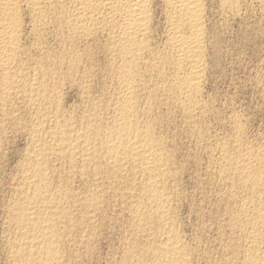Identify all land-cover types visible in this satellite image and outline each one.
Masks as SVG:
<instances>
[{
    "label": "bare ground",
    "instance_id": "1",
    "mask_svg": "<svg viewBox=\"0 0 264 264\" xmlns=\"http://www.w3.org/2000/svg\"><path fill=\"white\" fill-rule=\"evenodd\" d=\"M159 1L162 2L161 4L163 5V8H164V11L163 10L162 11L165 12V14L163 13V15H165V19H166L165 20L166 21L165 26H167V31L165 33L166 34V42L164 43L162 41L164 45L161 44L163 47V48H160L161 50L158 49L161 46L158 47L157 43H156L157 45L154 44V46H153L151 44L152 41L150 42V40L152 39L151 35H152V30H153L152 29V20L154 19L153 15H155L154 14L155 12L153 11L154 0H0V84H1V90L3 91L2 95H0V96H2V97H0V98H2L0 100V102L2 101V103H3L4 101L9 100L11 98H14V97L18 96L19 94H21L22 100H26L29 103L27 105H31L33 107H36L37 113L38 112L40 113L39 114L40 116L37 114L38 118H41V116L43 117V119L40 121L45 120L44 122L49 124V127L46 124L47 128H43V127H40L42 124L43 125L45 124L44 122H42L41 125H38V126L36 125L37 126L36 129L33 128L34 129V131H33L34 136L31 137V135H30V137H31V139L34 137V140H32L33 141L32 146L34 145V148H33L34 150H30L31 152L33 151L32 154L30 153L31 156H30V159L28 161V162H30V164H28L30 166H29V168L27 166H25V169L27 168L26 169L27 171H25L26 176L24 175V180H23L24 186L22 184L23 187H25V186L27 187V189L23 188L24 189L23 192L26 193V191H28V194L27 195L25 194L26 196L24 195L23 199L21 198L19 200L17 198V203L16 202L14 203V204H16L14 206V209L10 210V212H9L8 217L11 220V221L9 220V224H11L10 222H12L15 225V227L12 226L13 224L11 225V227L16 228V230H17L14 238L12 237L13 234H11L12 235L11 237L13 239L12 240L10 239L11 240V242L9 241L10 245H7L8 248H9V246L11 248V249L9 248V250H11V252H9V253H11L10 258H12V260H11L12 264H75V262H77V261H76V259L75 260L73 259L74 258L73 254H74V256L76 254L78 255L79 250L75 251V252H77L75 254V252L73 250V246H72V244H70L72 242L71 240H73L74 238L73 239L71 237L67 238L68 241H69V239H71L70 243H67V240H65V237H67V236L69 237L71 235L70 233L78 225V224L76 225V223H75V222H77V221H75L76 219L73 218V215H75V213L72 212L73 209H75L73 206L79 205L80 209L82 210L83 214L85 215V217H84V220H85L87 217L86 215H90L88 210H90L91 208H95V210H97L96 208H98L97 207L99 205L98 203H99V201L101 202L100 197L103 196L101 193L105 192V190L106 191L109 190V188H111V190H112L113 187L116 190H118L117 187L118 186L120 187L121 185L122 186L124 185L123 186V187H125L124 189L127 190V193L125 192L126 190L124 191L126 193L125 197H126V199H129L127 202V200H125V198H124L125 202H127L126 207L128 209V210H126V213H130V215H131V217H129V218H131V227H130V224H129V227L131 228L130 231L132 232V235H139V234L145 235V234H147V232H148V234H150L149 232L155 233V235L152 234V235H154L152 238V241L149 240L148 242H146V241H144L145 243L143 242V240L147 239L149 236L151 238L152 237L151 235L147 234L148 235V236L146 235L147 238L144 236L145 237L144 239L143 238L141 239L140 236L139 237L137 236L138 238L136 237V239L140 240L139 242H143V244H139L138 242L135 241L136 239L133 238V240L135 239L134 240L135 242L133 244H131L129 246H127L128 245L127 244L126 248H123L125 250L121 249L124 251V253L122 255L123 257H121L122 258V264H188L190 261V260H188V258L191 257V255L192 256L194 255V254L190 255V252H189L190 250L187 249V247L185 246L186 244L185 245L183 244V242L181 240L182 238H180L179 235L177 234V233H180L179 231L176 230V229H178V227H177L178 225L177 224H176L177 226L175 225L177 227L175 229L174 224L176 222L173 223V221H172L173 219H171V217H170V212H171L170 209L172 210L171 200H172V196H173L171 193V190L173 189V187H172L173 185L170 183V181L171 182L174 181L172 179L173 175L171 174L173 171L170 172V168H172V167L174 168V166H172V165L177 160H175V158H174L175 156H173L174 153H172V155H171L166 150H164L165 145H166L165 142H164L165 145L163 147V142H162L161 138H158V135L156 137L155 136L156 134L154 135V133H157V132H154L155 131L154 130V124L155 123H153V120H152V116L154 114L152 116L150 115L151 121H147V122L142 121L141 122L140 118L143 119L141 116L144 113H150L149 111L153 107L154 102L152 101L153 99H151L150 96H149V98L145 99L147 97V95L144 98L145 100L143 102L140 101V99H139L140 97L138 96V93L142 94L140 90L144 89V87H145V84H146L145 79L150 78V77L153 78V76H151V75L154 74L157 77V79H155V80H157V81L160 80L159 85H155L156 83L154 84V86H155V87L153 86L154 91H157V93L161 92V94H164L163 95L164 97L167 96L168 98L173 100L175 104L177 103L180 107V108L178 107L179 108L178 111H180V109H181L186 118L191 119L193 121V119L195 117H197V114H198L197 110L198 111L200 110L199 109V106H200L199 105V103H200L199 99L200 98L198 99V95H200L201 92L199 94V89H200V87H202V85L200 86V84H203V83H201V81H202V79H203L202 77L204 75L203 74L204 69H205L204 67L206 66V65L204 66V59H203L204 52H205V49H204V39H205L204 36H205V34H204V32H205V30L207 31L206 27L204 30V18L206 17V16L204 17V13H205L204 8L206 7V4L204 7L203 3H205V2H203V0H159ZM204 1H206V0H204ZM227 1H225V2L227 3ZM230 4L227 3V5H230ZM234 4H235V2H234ZM223 6H225V5H223ZM232 6H234V5L231 4V8H233ZM158 7H160V6H158ZM155 9H156V7H155ZM159 14H160V12H159ZM156 16H158V15H156ZM25 17H27V20H28V24H26L27 25L26 27H28L29 33L25 31L27 34L25 32H23ZM156 20H154V21L156 22ZM162 20H161V22H163ZM26 23H27V21H26ZM155 25H157V24H155ZM47 29L52 30L51 34L54 33L55 36H59L61 38V40H63V43L65 42L64 44H66L68 42L67 43L68 47L66 46L67 48L63 47L64 46L63 44H60V45H61V47L66 49V55L65 54L64 55L69 57L70 60H67V57L62 58L64 56L61 57L60 55H59V57H61V59H59V57L56 55L58 58L57 57H54V58H57L58 61L55 62L53 60L54 63H52V65L54 64V68L52 67V65H50L51 68L48 67L49 70L45 69L46 71H43L44 68H42V67L35 70V68L33 67L34 65H33L32 67L34 69L33 68H31V69H33L34 71L32 70L33 71L32 73L25 74L24 73L25 71L23 70V65H22L24 63L20 62V56L24 53L25 54L30 53V51L29 52H23L22 47H21L22 45L20 46V43H19L22 40L21 35L25 33V35L30 34V35H32L31 37L36 36L38 38V37H42L43 35H45L44 32ZM48 33H50V32L48 31ZM46 34H47V32H46ZM98 34L104 36V38L106 39V40H104V42L106 41L105 45L106 44L107 45L104 48L102 45V44H104L103 42H102V44L99 43L100 41L98 43L100 45H102L101 47L106 49V53L108 52L110 54V56H109L110 61L108 64L109 67H107L109 73L108 72H106V73L112 74L117 78L116 79L117 82L115 80L114 81L112 80V81L117 83L120 90L119 91L117 90L118 95H116V96L114 93L113 94L110 93L111 91H114V89H112L110 92L106 91V92H108L107 95L110 93L112 96L114 95L116 98V100L114 98L115 105L113 107V111L110 114L111 116L108 115L110 117V119H108L109 117L107 118L109 120V122H105L106 119L104 121L103 120L104 118H102V115L100 114L103 112H100L101 111L100 109H99L100 111L97 110V106L99 107L100 104L96 106V103H92V105H91L88 102L89 107L90 106L91 107L90 108L88 107L89 110L87 109L88 112H87L86 116L84 115L85 113L81 114L82 111L80 112V114H81L80 116L84 115L85 117L82 116V118H80V116H79L81 121L76 118L77 119L76 121L80 122V124H78V125H81L80 127L77 125L79 128H76L77 126L75 127V125H76L75 122H74V124H75L74 125L72 123L73 121L71 119H73L72 118L74 116L73 114H75V116H76V112H77L76 110L78 108L77 109L75 108L76 110L74 109L75 113H72L73 111H71V113H72L71 118L69 117V115H66V113L68 111L66 113H64V111H63V113L67 117L62 115L59 112V110H60L59 109L60 108L59 97L60 98L62 97V95L60 96V94L58 93L60 90V87L57 90L56 88L51 89V87H49V86L54 87L56 84H58L60 82L59 80L63 76V75L61 76L59 73L55 72L56 65L60 67L63 64L68 63L67 65L69 67L67 69L68 70L67 72H68V74H71L76 67L75 62L78 61L77 56L79 58L80 53L84 54L87 52L86 49L90 48V47L89 48L86 47L85 50L82 49L83 51L81 52L79 49L80 47L79 48L77 47L80 51V52H78V50H76V51L72 50V48L77 44V43L76 44H74V43L76 41L79 43L78 40H80V41L81 40H88L95 35L97 36ZM30 35H28V36H30ZM55 36H53V37H55ZM20 38H21V40H20ZM30 38H29V41H30L29 42L25 36L24 37V40L26 39L25 42H29V43L33 42L32 40H30ZM104 38H100L101 41ZM153 38H155V36ZM163 38H164V36H163ZM34 40H36V39L34 38ZM54 40L56 41V39H54ZM58 40H59V38H58ZM58 40H57V42H58ZM46 41L47 40L45 39V42ZM154 41H155V39H154ZM91 42H92V40H91ZM94 42L95 41H93L92 44ZM35 43L38 44L37 42H35ZM43 43L39 42V44H41L40 45L41 47L43 45L42 50H44V44ZM56 43H54V44L57 45ZM82 43H84V42H82ZM159 43H160V41H159ZM39 44H38V46H39ZM87 44H86V46H89V44L88 45ZM94 44L96 45V43H94ZM83 46H85V45L83 44ZM155 46H157L158 48H155ZM33 47L34 46H32V48ZM30 48H31V46H30ZM103 48H102V50H104ZM23 49H24V47H23ZM36 49H37V51L39 50V48H37V47H36ZM58 49H60V47H58ZM94 49H95V47H94ZM94 49H93V51H95ZM28 50H29V47H28ZM47 50H49V49H47ZM51 51L53 52L54 49ZM55 51H56V49H55ZM98 51H99V49H98ZM98 51H96V52L98 53ZM32 52H36V50H33ZM44 52H45V50H44ZM96 52H93V53L96 54ZM53 53H50V55L52 56ZM61 53H62V50H61ZM89 53H91V55L89 56V61H91L90 59H91V56L93 53L92 52H89ZM108 53H107V55H108ZM30 54L33 56L34 53H30ZM36 54H38V53L36 52ZM39 54H40V52H39ZM45 54L43 53L42 55L45 56ZM58 54H60V52ZM83 54H81V55H83ZM48 55H49V52H48ZM28 56H27V58H28ZM47 57H49V56H47ZM47 57L45 58L46 60H47ZM81 57L82 56H80V60H81ZM83 57H85V56H83ZM104 57H105V54H104ZM94 58H92V59H94ZM24 59H25V57L23 58V60ZM29 59H28V61H29ZM40 59H42V56ZM85 59L86 58H84V61H85ZM31 60L35 61V59H33V58ZM36 60H37V58H36ZM49 60L50 61H48V60L47 61L51 63L52 60L51 59H49ZM94 60H96V59H94ZM94 60H92V61H94ZM41 61L43 62V59ZM41 61H39V62H41ZM96 61H99V60H96ZM100 61H102V60H100ZM100 61H99V63H100ZM78 62H77V64L79 65ZM82 62H83V60H82ZM82 62H80V63H82ZM45 63L43 62V64H45ZM91 63H93V62H89V65ZM99 63L97 62V64H99ZM26 64H28V62ZM85 64H87V63L85 62ZM97 64H96V66H97ZM104 64H107V63L105 62ZM40 65H42V63ZM67 65H66V67H67ZM47 66H49V65L47 64ZM47 66L45 65L46 68H47ZM81 66L84 67L85 65L84 66L80 65L79 68H81ZM24 67H26V66H24ZM92 67H95V66H92ZM28 68L30 69V67H28ZM61 68L62 67H60V69ZM76 68H78V67H76ZM62 69L64 70V73H65L66 68L64 67ZM27 71H29V70L27 69ZM60 71H62V70H60ZM77 71H79V69ZM87 71H88V69H87ZM87 71H85L86 75H87ZM170 71H172L171 74H170ZM67 72H66V74H67ZM168 72L170 75L168 74ZM83 73H84V71H83ZM91 73L94 74L93 72H91ZM100 73H101V71H100ZM103 73H105L104 68H103ZM149 73H151V74H149ZM81 74H82V72H81ZM92 74H90V76ZM67 75H65V76L67 77ZM86 75L84 74V76H86ZM81 76L82 75H80V77ZM102 76H103V74H102ZM105 76H107V75H105ZM66 77H63L64 79L62 78L63 81L65 80ZM78 77H77V80L79 79ZM70 78H72V77H70ZM84 78L86 79V77H84ZM110 78H112V77H110ZM110 78H108L109 81H110ZM81 79H82V77L80 78V81H81ZM66 80H67V78H66ZM74 80H75V78H74ZM105 80H107V77ZM153 80H154V78H153ZM67 81H65V83ZM109 81H107V83ZM83 82H85V81H83ZM74 83L75 82H73V84ZM76 83H75V85H76ZM107 83H106V85H107ZM85 84H86V82H85ZM104 84L105 83H103L102 85H104ZM59 85H60V83H59ZM59 85H56V86H59ZM87 85H88V83H87ZM111 85H112V83H111ZM111 85H110V87L112 88L113 85L112 86ZM147 86H149V85L147 84ZM63 87H65V86L63 85ZM83 87H84V85H83ZM87 87L89 88V86H87ZM150 87L151 86H149V88ZM88 88H87V90H88ZM78 89H80V88H78ZM102 89H103V86H102L101 90ZM82 90H83V88H82ZM82 90L80 92H83ZM89 90H91V89H89ZM145 90H146V87H145ZM106 92L103 91V95ZM147 92H151V91L147 90ZM83 94H84V92H83ZM143 94H145V92ZM85 96L86 95H84L83 98H85ZM105 96H106V94H105ZM105 96H104V100L106 99V97H108V96H106V97ZM112 96L109 95V97H112ZM153 96H156V95H153ZM99 97H100V95H99ZM156 97L158 98V96H156ZM161 97H162V95H161ZM141 98H143V97H141ZM152 98H154V97H152ZM14 99H16V98H14ZM160 99H162V98H160ZM22 100L19 102L17 99V102L23 104ZM83 100L89 101L90 97H89V100H88V98L83 99ZM106 100L108 101V99H106ZM158 100H159V98L157 99V101ZM109 101H110V99H109ZM163 101H166V100L163 99ZM163 101L161 100V102H163ZM173 101L171 103L173 105H175L173 103ZM7 102L8 101H6L5 103H7ZM15 102H16V100H15ZM93 102H96V101L93 100ZM101 102H102V100L100 101V103ZM10 103H12V102H10ZM97 103H99V102H97ZM156 103H158V102H156ZM202 103H204V102L202 101ZM7 104H9V102ZM7 104H4V105H7ZM85 104H87L86 101H85ZM105 104H103V107ZM160 104L161 103H159L158 106H160ZM177 104L175 105V107L178 106ZM10 105H9V108H10ZM63 105L61 104V107H63ZM108 105H111V104L108 103ZM156 105L153 109L156 108ZM84 107H85V105H84ZM6 108L8 109V106ZM162 108H163V106H162ZM162 108H160L158 110L155 109L158 112V113L157 112L156 113L159 114V112L162 111ZM167 108L168 107H166V110H167ZM171 108H172V106L170 107V109ZM176 108H172V110H174ZM200 108L203 109V106H201ZM104 109H106V108H104ZM108 109L110 111V108H108ZM170 109H169V112H170ZM2 110H1V112H2ZM9 111L7 110L5 112H8V115H9ZM97 111H99V112H97ZM102 111H103V109H102ZM203 111L205 113V110H203ZM208 111H209V108H208ZM33 112L36 113L34 110H33ZM169 112H168V114L171 113V112L170 113ZM200 112H201V110H200ZM209 112L207 114L201 113V115L204 118V116L208 115ZM10 113H11V111H10ZM34 113H32V114H34ZM0 114H2V113H0ZM4 114L6 115V113H4ZM157 114H156V116L158 117ZM8 115H6V116H8ZM105 115L107 117V114H105ZM162 115H165V114H162ZM75 116H74V118H75ZM150 116H149V118H150ZM168 116L173 117V114H170ZM15 117H16V115H15ZM143 117H145V115H143ZM157 117H156V119H157ZM0 118H3V117H0ZM8 118H10V116ZM38 118H36V119H38ZM153 118L155 119V116ZM203 118H202V120H203ZM163 119L164 120L167 119V116H166V118L163 117ZM169 119H171V118L169 117ZM196 119H199V118H196ZM200 119H201V117H200ZM12 120H14V119H12ZM182 120H183V117H182ZM205 120H204V122H205ZM36 121L39 122L38 120H36ZM161 121H163V120L161 119ZM161 121L159 120V122H161ZM204 122H202V123H204ZM15 123H16V121H15ZM33 123H35V122H33ZM185 123L186 122L184 121V124ZM189 123H190V120H189ZM194 124H197L196 121ZM231 124H232V122H231ZM233 124H234V122H233ZM158 125L160 126L159 123H158ZM187 125H188V123H187ZM236 125H238L237 121H236L235 126ZM198 126H201V123ZM203 126H204V124H203ZM235 126H234V128H235ZM32 127H30V131H31ZM187 127L190 128V126H187ZM155 128H157V127H155ZM193 128L194 127L192 125V129ZM235 129H237V128H235ZM241 129H242V127H241ZM195 130L197 131V128H195ZM232 130H233V128H232ZM204 131H202V133ZM206 131L208 132V130H206ZM196 133L198 134V132H196ZM234 133H235V131H234ZM197 134H196V137H199V136H197ZM238 134L239 133H237V135ZM163 135H164V133H163ZM163 135H161V136L163 137ZM190 136H191V132H190ZM208 137H209V135H208ZM234 137H235V134H234ZM234 137H233V139H235ZM237 137H239V138H237ZM237 137L236 138L239 140H240V138H242L241 134H240V136H237ZM210 138H212V137H210ZM202 139H203V136H202ZM201 140H200V142H201ZM205 140L208 141V139H205ZM205 140H202V141L204 142ZM209 140H211V139H209ZM163 141H165V140L163 139ZM221 141H223V140H221ZM235 142L239 143V141H235ZM29 143H31V142H29ZM166 143H167V141H166ZM207 143H209V142H207ZM226 143H228V142H226ZM241 144L242 143L240 142V145ZM199 145H201V144H199ZM32 146L30 145V149ZM230 146L223 145V146H220V148H219L220 152L222 154V157L220 160V167H219L220 168L219 175H221L220 178H222L223 174L225 175V173H226V174H228L226 177H229V175H230L232 177V179L234 180V181H232V183L234 182V185L236 184L235 185L236 190H235L234 185H232V183H231L232 179L229 178L231 186L233 188H231V189L228 188L227 191L230 190V192H231L234 190V192H232L231 194L228 193L229 194V196L227 197L228 200L226 199L227 204L232 203L233 199L234 200L237 199V198L235 199V197H237L235 195L237 192H239V194H240V193H242V191H245V192H247L246 193L247 197H245V198L243 197L244 199L242 200V202L240 201V199H238L240 201L241 205L238 204V202L237 203L235 202L236 205H240L239 207H237V206L233 207V206L229 205L226 208L227 209L226 212H224V213H228V215H229L228 218H230V219L228 220V223L230 222V227H231V228L229 227V224L225 225V226H228V228H230L229 230L231 232H229L230 233V238H229L230 241H228L226 239L229 242V244H227V246H225L226 244H225V242H223L224 246H225L224 252L227 253L226 257L227 256L229 257V261L231 263H234L235 261H237L239 264H264V147H262L263 149L260 146L259 147L261 149L258 146H257L258 148L254 147L257 150L260 149V151H257V152H253L254 148L249 149L250 151H248L245 148L248 152L243 154L242 152H240V150H238L237 151L238 155H233V153L230 152L231 149L230 150L228 149V147H230ZM235 146L233 144L232 147H235ZM239 146H237V147H239ZM167 147H166V149H167ZM169 147H172V146L169 145ZM214 147H216V146H214ZM206 148L208 149L207 146L205 147V149ZM171 149L172 148H170V150ZM173 149H174V147H173ZM173 149L171 150L172 152H173ZM240 149L243 150V148H240ZM208 150L211 153V149H208ZM234 150H236V148H234ZM251 150H253V151H251ZM171 151H169V152H171ZM174 152H175V149H174ZM27 154L29 155V153H27ZM76 155H79L81 157L80 161L82 162L83 166L84 165L86 166L88 164H91V165L93 164L92 165L93 167H91L92 169L90 168V171H92L91 176L94 175L93 176L95 178L94 180L97 183H99V184L101 183V185L107 184L106 188L108 187V189H103L104 191H101L99 189L100 192H98V191L95 192L93 190L94 192L92 191V193H93V194H91L92 196L91 195L88 196V194H87V196H84V197H86L85 199H83L82 201L79 199L80 201H77L79 196L77 197V196L73 195L74 196L73 197L72 195L68 194V193L71 194L72 190H71V192L69 191L71 188L70 189L67 188V186H69V185H68V183L67 184L65 183L66 181H64L63 183L65 186L66 185L67 186L66 187L63 186V187L65 189L67 188V190L69 189L68 193L65 192L67 190L62 191L63 190L62 187H61L62 190H60V188H58L59 189L58 190L57 187H55V183L53 185L57 190L56 189L53 190L50 188L49 185L51 183L50 184L48 183L49 185L47 184V182L50 181V178H49V180L46 181L47 176H48L47 175L48 172H46L48 170L46 167L49 166V163H48V159H50L49 157L50 156L51 157L56 156L59 158L60 157H62V158L65 157L66 159L70 158V162H68V164L74 165L73 162L76 160H72V159L75 158ZM211 155H212L211 158H213L214 154L212 153ZM79 156H77V157H79ZM214 156H216V155H214ZM217 156H219V155H217ZM26 157L28 158L29 156H26ZM172 158L175 160L174 162L172 161L173 160ZM217 159H215V160L213 159L214 161H212V162L213 163L215 162V164H216ZM51 160H54V159H51ZM60 160H62V159H60ZM64 160L65 159H63V161ZM209 160H210V158H209ZM55 161H57V160L55 159ZM218 161H219V159H218ZM57 162L59 163L61 161H57ZM81 162H79V165ZM75 163H78V162H75ZM208 163H211V162H208ZM24 164L25 163H23L22 165L24 166ZM47 164H48V166H47ZM52 164H54V162ZM217 164H219V163H217ZM63 165H62V167H63ZM178 165H179V167H181L180 166L181 164H178V162H177V166ZM58 166H61V165L57 164V167ZM74 166H76V164ZM170 166H172V167H170ZM68 167L72 168L71 165L67 166V168ZM214 167H216V165ZM214 167H213V169H214ZM217 167H216V169H217ZM51 169L55 170L54 167ZM63 169H65V167H63L62 170ZM69 169H68V172H69ZM72 169L77 170V168H74V167ZM72 169H71V171H72ZM83 169L84 168H82V170ZM211 169H210V171H211ZM216 169H215V171H216ZM50 170H49V172H50ZM56 170H55V173H56ZM63 171L65 172V170H63ZM80 171H81V169H80ZM90 171L88 170V173L84 172L86 174V176L89 175ZM57 172H58V170H57ZM68 172H66V173H68ZM70 172L68 173V175H70L73 171L71 173ZM74 172H73V176L75 174ZM77 172H79V171H77ZM178 172H179V170H178ZM55 173L53 171L54 175H55ZM79 173H82V171ZM50 174L52 175V173H50ZM211 174H212V172H211ZM217 174H215V176ZM178 175L177 176L175 175V176L178 178ZM66 176H64V177H66ZM73 176H70V177H73ZM79 176H81V174L78 175V178H79ZM175 176L173 178H176ZM215 176H214V178L217 177V176L216 177ZM58 177H59V174H58ZM53 178H54V176H53ZM78 178H76V179H78ZM82 178H83V176H82ZM90 178L86 177L85 179H90ZM21 179H23V177ZM92 179L93 178H91V180ZM222 179H225V178H222ZM222 179H220V180H222ZM62 180H64V178L61 179L60 181H62ZM69 180H71V178ZM72 180H73V178H72ZM20 181H22V180H20ZM52 181H50V182H52ZM81 181H82V179H81ZM85 181H88V180H85ZM89 181L87 182L86 185H88ZM235 181H236V183H235ZM67 182H68V180H67ZM82 182H84V180ZM175 182H177V180ZM217 182H218V179H217ZM217 182H216V184H217ZM220 182H219V184H220ZM72 183H73V181H72ZM169 183L171 184V186L169 185ZM225 183L223 182L225 189L222 187L223 186V184H222V186L220 185L221 186L220 190H221V188L224 189V190L222 189L223 191L226 190ZM56 184L60 185L61 183L58 181V183L56 182ZM92 184H94L93 181L91 182V186L90 185L89 186L92 187ZM226 184H228V183H226ZM22 186H20V188H22ZM89 186H88V188H89ZM97 187H99V186H96L95 189H97ZM170 187H172V189ZM20 188H19V190L21 191ZM175 188L178 189V185H177V187L174 186L173 190H175ZM85 189H87V188H85ZM83 190H84V185H83ZM89 190H92V189H89ZM89 190H87V191H89ZM121 190H122V187H121L120 191ZM222 190H221V192H222ZM113 191L114 190H112V192ZM176 191L177 190H175V192ZM235 191H237V192H235ZM23 192H22V194H23ZM85 192H86V190H85ZM219 192L220 191H218V193ZM75 193L76 192L74 191V193H72V194H75ZM88 193L90 194V192H88ZM110 193H111V191H110ZM218 193H217V195H218ZM225 193H227V192H225ZM77 194L78 193H76V195ZM105 194H106V192H105ZM176 194H175V196H176ZM83 195H86V194L84 193ZM122 195H120V196H122ZM221 195H223V194H221ZM226 195L227 194H225L224 197H226ZM116 196H117V194H116ZM178 196L179 195L177 194V197ZM20 197L21 196H19V198ZM22 197H23V195H22ZM75 197H77V199ZM113 197H112V199H113ZM177 197H175V198H177ZM121 198H123V197H121ZM220 198H222V197H220ZM220 198L218 197L217 198L218 201L216 200L217 205H218ZM109 199L111 200V203H112V199L110 196H109ZM222 199H224V198H222ZM222 199L220 201H222L223 202L222 204L224 205V200H222ZM241 199H242V197H241ZM124 200H122V201H124ZM173 200H176V199H173ZM117 201H118V204L120 205L121 204V203H119L120 199H118ZM103 203H105V201ZM114 203L117 204V202H115V201H114ZM173 203H174V201H173ZM76 204H78V205H76ZM123 204L125 205V203H123ZM219 204L222 205L220 202H219ZM225 204H226V202H225ZM113 205H112V210L114 209V206H115V205L114 206ZM124 205H123V207L126 208ZM108 206H109V204H108ZM120 206H119V208H120ZM116 207H117V205H116ZM218 208L221 209V207H218ZM121 209H123V208H121ZM7 210H9V209H7ZM109 210H111V208ZM216 211H217V209H216ZM97 212H98V210H97ZM105 212H107V211H105ZM171 213H173V212H171ZM92 214L93 213H91L90 216H94ZM97 215L98 214H96V216ZM224 215L227 216L226 214H224ZM72 218L75 219L74 223H73ZM82 218H80V219H82ZM92 218L94 219V217H92ZM224 218L226 220V217L223 216V219ZM129 220H128V222H130ZM174 221H175V219H174ZM88 222L89 221H87V223ZM128 222H126L127 225H128ZM223 222L226 223L227 220H226V222L225 221H223ZM82 223L80 221L81 225H82ZM220 223H219V225H220ZM224 223H222V224H224ZM80 224L78 226H79V228L80 227L82 228V226H80ZM84 225H86V223ZM84 225H83V227H85ZM93 225H94V223L91 226H93ZM89 227L90 226H88L87 229ZM79 228L77 227V230H79ZM87 229L85 231H87ZM92 229H94V228H92ZM225 229H226V227H225ZM91 230H90V232H92ZM128 230H127V232H128ZM218 230H221V227H220V229L218 228ZM12 231H13V229H12ZM225 231L228 232V229L224 230V231L222 230L223 233ZM73 232H72V234H73ZM79 232H80V230H79ZM129 232H128V234H131V232L130 233ZM222 232L220 235H223ZM75 233H77V235L80 236L78 234V232L75 231L74 234ZM229 233H226V234L229 235ZM68 234H70V235H68ZM92 234H94V233H92ZM226 234H224V236ZM86 235L90 236L89 234H86ZM86 235H84V236H86ZM132 235L130 237H132ZM94 236H95V234H94ZM124 236H126V235H124ZM130 237H127V238L129 239ZM81 238L83 239V236ZM218 238H220V236H218ZM78 239H80V238L78 237ZM128 239H127V241H128ZM220 239H222V236ZM74 240H76V239H74ZM217 241L219 243L221 242V241H219V239ZM76 242H78V241L76 240ZM79 242H80V240H79ZM69 244L71 245V247L69 246ZM74 244H77L75 246L79 245V243H74ZM220 245H221V243H220ZM123 246L124 245H122V247ZM201 246H202V244H201ZM219 247H218V251L219 250L221 251L222 249H224L222 247H220V249H219ZM81 248H82V246H81ZM193 248H194V246H193ZM207 248H209V247H207ZM75 249H77V248H75ZM90 250H91V248H90ZM92 251H91V253H92ZM88 252L89 251H87V254H88ZM215 252H217V250L214 251V253ZM210 253H211L210 255L212 256V252H210ZM221 253L223 254V251ZM225 253H224V255H225ZM201 254H203V253H201ZM77 255L75 256V258L77 257ZM208 255H207V257H210ZM91 258H92V256H91ZM212 258H213V256H212ZM212 258H210V259H212ZM216 258H217V256H216ZM219 258H221V257H219ZM83 259H84V257H83ZM217 259H214L213 261H215ZM224 259H227V258H224ZM206 260L210 261L209 258ZM219 260L216 261L217 264L219 263ZM11 261H9V262H11ZM213 261H211V262H213ZM226 261L224 260L225 263H228ZM89 262H88V264H90ZM114 263H117V261L116 262L113 261V264ZM120 263H121V261L118 262V264H120ZM79 264H81V263H79ZM210 264H212V263H210Z\"/></svg>",
    "mask_w": 264,
    "mask_h": 264
},
{
    "label": "rangeland",
    "instance_id": "2",
    "mask_svg": "<svg viewBox=\"0 0 264 264\" xmlns=\"http://www.w3.org/2000/svg\"><path fill=\"white\" fill-rule=\"evenodd\" d=\"M224 1V2H223ZM225 1H227V0H206V1H204L203 0V2H205V3H203L204 4V7H205V4H206V7L204 8V12L206 13H204V30H205V27H206V29H207V31L205 30V32H204V34H205V36H204V49H205V52H204V57H203V59H204V72H203V79H202V81H201V83H203V84H200V86L202 85V87H200V89H199V94H200V92H201V96L200 95H198V99H199V101H200V103H199V109L201 110V112H200V110L198 111L197 110V112H198V114H197V117H195L194 119H193V121L191 120V119H188V118H186L185 117V115L183 114V112H182V110L180 109V111H178L179 110V105L178 106H176L175 107V103H174V101L173 100H171L170 98H168L167 96L166 97H164L163 95L164 94H161V92H159V93H157V91H154V88H153V86H154V84L155 85H159L160 84V80L159 81H157V80H155V79H157V77L154 75V74H152L151 76H153V78H154V80H153V78H146L145 80V82H146V84H145V87H146V90H145V87H144V89H141L140 91H141V93L142 94H140V93H138V96L140 97L139 99H140V101H144L145 99H147V98H149V96H150V98L151 99H153L152 101L155 103H153V107L150 109V113H144L143 115H145V117H143V115L141 116L143 119H141L140 118V120H141V122L143 121V122H147V121H151V116H152V120H153V123H155L154 124V132H157V133H154V135L157 137V135H158V138H161V140H162V142H163V147H164V145H165V148H164V150H166L168 153H170L171 155H172V153H174L173 154V156H175L174 158H175V160H177V161H175L173 158V162H174V164L172 165V166H174V168L172 167V166H170V167H172V168H170V172L171 171H173L171 174L173 175L172 176V179L174 180V181H170V183L173 185L172 187H173V189H174V186H176L177 187V185H178V189H176L175 188V190H177L176 192H175V190H173L172 189V187H170L172 190H171V193H172V195L174 196H172V200L173 199H176V200H173L174 201V203H173V201L171 200V206H172V210L170 209V211L171 212H173V213H171L170 212V217H171V219H173L172 221H173V223H175L174 224V226L176 225L177 227H178V229H176L177 227L175 226V229L177 230V231H179L180 233H177L178 235H179V237L180 238H182L181 240H182V242H183V244L187 247V249L188 250H190L189 252H190V255L191 254H194L193 256L191 255V257H189L188 258V260H190L189 261V263L188 264H210V263H212V264H217V262L216 261H218L219 259V263L221 262L222 264H224L225 262H224V260L226 261V262H228V263H225V264H239L237 261H235L234 263H231L230 261H229V257L227 256L226 257V255H227V253H225L224 251H225V246H227V244H229V242L228 241H230L229 240V238H230V233L229 232H231L229 229L231 228L230 227V222L228 223V220L230 219V218H228L229 217V215H228V213H224V212H226V208L230 205V206H233V207H235V206H237V207H239L240 205H241V203H240V201L242 202V200L245 198V197H247L246 196V193L247 192H245V191H242V193H240L239 194V192H237V191H235V192H237L235 195L237 196V197H235V199L237 200H232V203H229V204H227V197L229 196V194H231L232 192H234V190L233 191H231L230 192V190H228L227 191V189L229 188V189H231V188H233L232 186H231V183H232V181H234L233 179H232V177L229 175V177H226L228 174H226L225 173V175L223 174V176H222V178H225V179H222V178H220V176L221 175H219V171H220V160H221V157H222V154H221V152H220V146H223V145H226V146H230V147H228V149L230 150V152H232L233 153V155H238L237 153V151L238 150H240V152H242L243 154L244 153H246V152H248V151H250L249 149H253L254 147L255 148H258L259 146L262 148V147H264V0H228L227 1V3L228 4H232V5H234V6H232L233 8H231V4L230 5H227V3L225 2ZM232 1V2H231ZM261 3H260V2ZM158 4H157V3ZM234 2H235V4H234ZM162 2L161 1H159V0H154V9H153V11L155 12H153L155 15H153L154 17V19L152 20V35H151V37H152V39L150 40V42H151V44L154 46V44L155 45H157L158 47L159 46H161V47H157V46H155V48H158V49H160V48H163L162 47V45H164L163 44V42L165 43L166 42V31H167V26H165L166 25V19H165V15H163V13L165 14V12H163L164 11V8H163V5L161 4ZM161 4V5H160ZM223 5H225V6H223ZM227 5V6H226ZM158 6H160V7H158ZM223 6V7H222ZM236 6V7H235ZM155 7H156V9H155ZM227 7V8H226ZM235 7V8H234ZM225 8V9H224ZM231 8V9H230ZM206 9V10H205ZM235 9V10H234ZM161 10V11H160ZM163 10V11H162ZM232 10V11H231ZM159 12H160V14H159ZM156 15H158V16H156ZM162 15V16H161ZM159 17V18H158ZM164 17V18H163ZM208 17V18H207ZM158 21H157V20ZM163 19V20H162ZM207 19V20H206ZM27 21V23H26V21ZM25 20H24V26H23V32H28L29 31V29H28V27H26L27 25L26 24H28V20H27V17H25ZM154 20H156V22L154 21ZM161 20L163 21V22H161ZM206 21V22H205ZM155 22V23H154ZM155 24H157V25H155ZM155 25V26H154ZM158 26V27H157ZM157 28V29H156ZM26 29V30H25ZM164 29V30H163ZM166 29V30H165ZM48 31L50 32V33H48ZM156 31V32H155ZM162 31V32H161ZM165 31V32H164ZM25 32V33H26ZM46 32H47V34H46ZM25 33L24 34H22L21 35V38H22V40H21V38H20V46L22 47V50H23V52H29L30 51V53H34L33 54V56L30 54V53H24V54H22L21 56H20V62L22 63H24V64H22L23 65V70L25 71L24 73L25 74H29V73H32L34 70V68H35V70L36 69H38V68H40V67H42V68H44V70L43 71H46V70H49V68L48 67H50L51 68V66L50 65H52V63H54L53 62V60L55 61V62H57L58 60H57V58L59 57V55L62 57V56H64V57H62V58H66L67 56H65L66 55V49L65 48H63V47H68V42L66 43V44H64L63 43V40H61V38L59 37V36H55V34L53 33V34H51L52 33V30L51 29H47L45 32H44V34L45 35H43L42 37H31L32 35H30V34H28V35H30V36H28V35H25ZM29 33V32H28ZM156 33V34H155ZM163 33V34H162ZM27 34V33H26ZM51 36H50V35ZM47 35V36H46ZM164 36V38H163V36ZM26 36V38H27V40L29 41V38H30V40H32L33 42H31V43H29V42H25L26 41V39L24 40V37ZM53 36H55V37H53ZM96 36V35H95ZM95 36H93V37H91L90 39L92 40V42L93 41H95L94 43H96V45L93 43L92 44V42H91V40L90 39H88V40H78L79 41V43L76 41H74L75 43L74 44H80L79 46L76 44L73 48H72V50H78V52H82L83 50H85V48L87 47V48H89V49H86V53H80V55H79V58H78V56H77V60L79 61L80 60V56H85V57H81V60L78 62L79 63V65L77 64V62H75L74 64H75V66L76 67H78V68H76L75 67V69H74V71L71 73V74H68V63H66V64H63L62 66H60V67H62V68H66L65 69V73H64V70L61 68L60 69V67L59 66H57L56 65V68H55V72L56 73H59L62 77L60 78V85H59V83L58 84H56V85H59V86H54V87H52V86H49V87H51V89L52 88H56L57 90L59 89V87H60V90H59V94H60V96L62 95V97L60 98L59 97V106H60V110H59V112L62 114V115H64V116H66V115H69V117L71 118L72 117V113H75V111H74V109L76 108H78L76 111V116H75V114H73L74 116H75V118H74V116L72 117L73 119H71L73 122V124H74V122H75V127L78 125V124H80V122H78V121H76L77 119L78 120H80L81 121V119L80 118H82V116L83 117H85L86 115H87V109L89 110V108L91 107H89V103L92 105V103H96V106L97 105H99V107L97 106V110H99L100 112H103V113H100L101 115H102V118H104L103 120L105 121V119H106V121L105 122H109V120L108 119H110V117L109 116H111L110 114H111V112L113 111V107H114V105H115V100H116V98H115V96L116 95H118V91L120 90L119 89V86L117 85V78L114 76V75H112V74H107L106 72H108L109 73V71H108V68L107 67H109L108 66V64H109V61H110V58H109V56H110V54L108 53V55H107V53H106V49H104L105 47H106V45H105V43H106V41L104 42V40H106L105 38H104V36H102V35H97L96 37ZM101 36V37H100ZM155 36V38H153ZM95 37V38H94ZM34 38L36 39V40H34ZM41 38V39H40ZM58 38H59V40H58ZM97 38V39H96ZM99 38V39H98ZM100 38H104V39H102V41H101V39ZM44 39V40H43ZM45 39L47 40L46 42H45ZM51 41H50V40ZM54 39H56V41L54 40ZM94 39V40H93ZM154 39H155V41H154ZM163 39V40H162ZM42 40V41H41ZM57 40H58V42H57ZM160 41V43H159V41ZM165 40V41H164ZM23 41V42H22ZM50 41V42H49ZM54 41V42H53ZM100 41V42H99ZM157 41V42H156ZM163 41V42H162ZM26 44H25V43ZM35 42H37L38 44H39V42L40 43H43L44 44V50H45V52H44V50H42V47H43V45H42V47L40 46L41 44H39V46H38V44H36ZM57 42V43H56ZM82 42H84V43H82ZM101 43L102 44V42L104 43V44H102L103 45V47H101L102 45H100L99 43ZM47 43V44H46ZM52 43V44H51ZM54 43H56L57 45H55ZM88 43L89 44V46H86V44ZM157 43V44H156ZM25 44V45H24ZM30 44V45H29ZM32 44V45H31ZM46 44V45H45ZM49 44V45H48ZM54 44V45H53ZM60 44H63L62 46L63 47H61V45ZM73 44V45H74ZM83 44L85 45V46H83ZM87 44V45H88ZM162 44V45H161ZM28 45V46H27ZM37 45V46H36ZM51 45V46H50ZM105 45V46H104ZM30 46H31V48H30ZM32 46H34L33 48H32ZM55 48H54V47ZM82 46V47H81ZM93 46V47H92ZM23 47H24V49H23ZM27 47V48H26ZM28 47H29V50H28ZM36 47L37 48H39V50L37 51V49H36ZM41 47V48H40ZM47 49H49V50H47ZM58 47H60V49H58ZM66 47V48H67ZM76 47V48H75ZM80 49V51H79V49ZM94 47H95V49H94ZM101 49H100V48ZM52 48V49H51ZM102 48L105 50H102ZM54 49V53L51 51V50H53ZM55 49H56V51H55ZM64 49V50H63ZM83 49V50H82ZM93 49L95 50V51H93ZM97 49V50H96ZM98 49H99V51H98ZM25 50V51H24ZM33 50H36V52L38 53V54H36V52H32ZM49 52V55H48V52ZM59 50V51H58ZM61 50H62V53H61ZM92 50V51H91ZM161 50V49H160ZM42 51V52H41ZM51 51V52H50ZM96 51H98V53L96 52ZM39 52H40V54H39ZM60 52V54H58ZM89 52H96V54L95 53H93L92 54V56H91V61H89V56L91 55V53H89ZM45 54V56L44 55H42V54ZM50 53H53V55L51 56L50 55ZM102 55H100V54ZM105 54V57H104V54ZM30 54V55H29ZM62 54V55H61ZM65 54V55H64ZM81 54H83V55H81ZM24 55V56H23ZM29 55V56H28ZM36 55V56H35ZM55 55V56H54ZM58 57H57V56ZM96 55V56H95ZM27 56H28V58H27ZM40 56V57H39ZM41 56H42V59H43V62L45 63V64H43V62L41 61L42 59H40L41 58ZM47 56H49V57H47ZM108 56V57H107ZM25 57V59L23 60V58ZM33 59H35V61H33V60H31L32 58ZM47 57V60L48 61H50L49 59H51L52 61H51V63L50 62H48L45 58ZM54 57H57V58H54ZM61 57H59V59H61ZM88 57V58H87ZM95 57V58H94ZM97 57V58H96ZM104 57V58H103ZM107 57V58H106ZM30 58V59H29ZM36 58H37V60H36ZM84 58H86L85 59V61H84ZM92 58H94V59H96V60H102V61H100V63H99V61H96V60H94V59H92ZM28 59H29V61H28ZM41 61V62H39V61ZM67 60H70L69 59V57H67ZM82 60H83V62H82ZM92 60H94V61H92ZM107 60V61H106ZM25 61V62H24ZM31 61V62H30ZM37 61V62H36ZM104 61V62H103ZM28 62V64H26ZM30 62V63H29ZM33 62V63H32ZM48 62V63H47ZM80 62H82V63H80ZM85 62L87 63V64H85ZM89 62H93V63H91L90 65H89ZM97 64V62L99 63V64H97V66H96V64ZM107 63V64H104V63ZM39 63V64H38ZM42 63V65H40ZM37 66H36V65ZM47 64L49 65V66H47ZM56 64V63H55ZM34 65V66H33ZM40 65V66H39ZM45 65L47 66V68L45 67ZM65 65V66H64ZM66 65H67V67H66ZM78 65V66H77ZM80 65H85L84 67H82L81 66V68H79L80 67ZM88 67H87V66ZM95 66V67H92V66ZM106 67H105V66ZM24 66H26V67H24ZM34 68H33V67ZM37 68H36V67ZM28 67H30V69L28 68ZM52 67L54 68V64L52 65ZM91 67V68H90ZM29 70V71H27V69ZM31 68H33V69H31ZM58 68V69H57ZM103 68L105 69V73H103ZM46 69V70H45ZM62 70V71H60V70ZM79 69V71H77ZM81 69V70H80ZM83 69V70H82ZM87 69H88V71H87ZM31 70V71H30ZM33 70V71H32ZM57 70V71H56ZM60 72H59V71ZM76 71V72H75ZM83 71H84V73H83ZM85 71H87V75H86V73H85ZM90 71V72H89ZM100 71H101V73H100ZM63 72V73H62ZM66 72H67V74H66ZM78 72V73H77ZM81 72H82V74H81ZM91 72H93L94 74H92ZM23 73V74H24ZM62 73V74H61ZM172 73V71H170V74ZM67 75V77L65 76V75ZM78 74V75H77ZM84 74L86 75V76H84ZM90 74H92L91 76H90ZM101 74V75H100ZM102 74H103V76H102ZM149 74H151V73H149ZM168 74H169V72H168ZM169 74V75H170ZM80 75H82L81 77H82V79H81V81H80ZM100 75V76H99ZM105 75H107V76H105ZM55 76V75H54ZM72 77V78H70V77ZM74 76V77H73ZM79 76V77H78ZM94 76V77H93ZM63 77H66L67 78V80H66V78H65V80L63 81ZM77 77L79 78L78 80H77ZM84 77H86V79L84 78ZM101 77V78H100ZM105 77V78H104ZM106 77H107V80H105L106 79ZM110 77H112V78H110ZM63 78V79H62ZM69 78V79H68ZM74 78H75V80H74ZM92 80H91V79ZM108 78H110V81H109V79ZM72 79V80H71ZM89 79V80H88ZM152 79V80H151ZM70 80V81H69ZM88 80V81H87ZM115 80L116 82H113V81ZM150 80V81H149ZM65 81H67L66 83H65ZM72 81V82H71ZM83 81H85L86 82V84H85V82H83ZM104 81V82H103ZM107 81H109L108 83H107ZM149 81V82H148ZM153 83H152V82ZM155 81V82H154ZM63 82V83H62ZM73 82H77L76 83V85H75V83L73 84ZM65 86V87H63V85ZM65 83V84H64ZM80 85H79V84ZM87 83H88V85H87ZM92 83V84H91ZM103 83H105L104 85H102ZM106 83H107V85H106ZM111 83H112V85H111ZM82 84V85H81ZM90 84V85H89ZM147 84L149 85V86H151L150 88H149V86H147ZM151 84V85H150ZM62 85V86H61ZM68 85V86H67ZM75 87H74V86ZM83 85H84V87H83ZM86 85V86H85ZM110 85L112 86V88L110 87ZM115 85V86H114ZM117 85V86H116ZM80 86V87H79ZM87 86H89V88L87 87ZM102 86H103V89L101 90V88H102ZM106 86V87H105ZM109 86V87H108ZM64 89H63V88ZM80 88V89H78V88ZM83 88V90H82V88ZM105 87V88H104ZM108 87V88H107ZM155 87V86H154ZM63 90H62V89ZM86 88V89H85ZM87 88H88V90L89 89H91V90H87ZM85 89V90H84ZM112 89H114V91H111ZM153 89V90H152ZM83 91L84 92V94H83V92H80V91ZM118 90V91H117ZM147 90H149V91H151V92H147ZM88 91V92H87ZM102 91V92H101ZM103 91L104 92H106V91H108V92H110L111 94H115V96L113 97L110 93L107 95V93L108 92H106L105 94H106V96H108V97H106L105 96V94L103 95ZM117 91V92H116ZM143 91V92H142ZM2 90H1V84H0V95H2ZM63 92V93H62ZM101 92V93H100ZM145 92V94H143ZM62 93V94H61ZM77 93V94H76ZM86 93V94H85ZM100 93V94H99ZM117 93V94H116ZM155 93V94H154ZM102 94V95H101ZM159 94V95H158ZM162 95V97H161V95ZM84 95H86L85 96V98H83L84 97ZM89 95V96H88ZM99 95H100V97H99ZM109 95L110 96H112V97H109ZM141 95V96H140ZM143 95V96H142ZM146 95H147V97H146ZM153 95H156V96H158V98H159V100L157 101V97L156 96H153ZM104 96L106 97V99H108V101H109V99H110V101L108 102L106 99V101L104 100ZM154 97V98H152V97ZM0 97H2V96H0ZM89 97H90V100H89ZM141 97H143V98H141ZM146 97V98H145ZM156 97V98H155ZM14 98H16V99H14ZM14 98H11V99H9V100H6V101H8L9 102V104H7V103H5L6 101H4L3 103H2V101L0 102L1 104H0V113H2V114H0V117H3V118H0V264H12V258H10L11 257V253H9V252H11V250H9V248H10V246H9V248H8V246L7 245H10V242H11V240L14 238V236H15V233H16V228H12L11 227V225L13 224L12 222H10L11 224H9V220H10V218L8 217L9 216V212H10V210H12V209H14V206L16 205V204H14L15 202L17 203V198L20 200L21 198L23 199L24 198V195L26 194H28V191H26V193L25 192H23V190L26 188L27 189V187L25 186V187H23L24 186V182H23V180H24V175L26 176V173H25V171H27L26 169H25V166H27L28 168H29V166L30 165H28V164H30V162H28L29 161V159H30V153L32 154L33 153V151L31 152L30 150H34L33 148H34V145L32 146V144H33V141L32 140H34V137L31 139V137L32 136H34L33 134H34V129H36L37 128V126L38 125H41L42 124V122H44L45 120H43V121H40V120H42L43 119V117L41 116V118H38V115L40 114L39 112L37 113V109H36V107H33V106H31V105H27V104H29L26 100H22V95L21 94H19L18 96H16V97H14ZM21 98V99H20ZM63 98V99H62ZM88 98V100L89 101H87V100H85L86 101V103L88 104H85V101L83 100V99H87ZM103 98V99H102ZM112 98V99H111ZM114 98H115V100H114ZM145 98V99H144ZM160 98H162V99H160ZM202 98V99H201ZM2 98H0V100H1ZM14 99V100H13ZM17 99H18V101L20 102L21 100H22V103L23 104H21V103H19V102H17ZM163 99H165L166 101H163ZM11 100V101H10ZM15 100H16V102H15ZM63 102H62V101ZM93 100L94 101H96V102H93ZM98 100V101H97ZM102 100V102L100 103V101ZM114 100V101H113ZM156 100V101H155ZM161 100L163 101V102H161ZM112 101V102H111ZM160 101V102H159ZM173 101V103L175 104V105H173L171 102ZM202 101L204 102V103H202ZM10 102H12V103H10ZM89 102V103H88ZM97 102H99V103H97ZM106 104H105V103ZM109 104H111V105H108V103ZM156 102H158V103H156ZM159 103H161L160 104V106H158L159 105ZM165 105H164V104ZM168 103V104H167ZM202 103V104H201ZM4 104H7V105H4ZM11 104V105H10ZM25 104V105H24ZM61 104L63 105V107H61ZM103 104H105L104 105V107H103ZM142 104V103H141ZM157 104V105H156ZM9 105H10V108H9ZM28 107H27V106ZM84 105H85V107H84ZM94 105V104H93ZM155 105H156V108L155 109H160V108H162V106H163V108H162V111H160L159 112V114H157L158 112H157V110H155V109H153L154 107H155ZM170 105V106H169ZM4 106V107H3ZM8 106V109L6 108ZM31 106V107H30ZM70 106V107H69ZM83 106V107H82ZM172 106V108H176V109H174V110H172V108L170 109V107ZM201 106H203V109L202 108H200ZM209 106V107H208ZM4 109H3V108ZM30 107V108H29ZM89 107V108H88ZM110 108V111H109V109L108 108ZM112 107V108H111ZM166 107H168L169 109H170V112H169V109L167 108V110H166ZM179 107V108H178ZM207 109H206V108ZM63 110H62V109ZM84 108V109H83ZM86 108V109H85ZM103 109V111H102V109ZM104 108H106V109H104ZM165 108V109H164ZM208 108H209V111H208ZM3 109V110H2ZM11 109V110H10ZM31 109V110H30ZM36 112V113H34L33 112V110ZM72 109V110H71ZM83 109V110H82ZM153 109V110H152ZM1 110H2V112H1ZM11 111V113H10V111H9V115H8V112H5V111ZM30 110V111H29ZM70 110V111H69ZM105 110V111H104ZM107 110V111H106ZM172 110V111H171ZM203 110H205V113H204V111ZM63 111H64V113H66L67 111V113H66V115L63 113ZM71 111H73L72 113H71ZM82 111V112H81ZM99 111H97V112H99ZM165 113H164V112ZM6 113V115H8V116H6L4 113ZM31 112V113H30ZM80 112H81V114L83 113H85L84 115H82V116H80L81 114H80ZM105 112V113H104ZM108 112V113H107ZM155 112V113H154ZM157 112V113H156ZM163 112V113H162ZM168 112L170 113V114H173V117H171V116H168V115H170V114H168ZM180 112V113H179ZM209 112V114L208 115H205L204 116V118L206 119H204L203 118V116L201 115V113L202 114H207ZM32 113H34V114H32ZM178 115H177V114ZM38 114V115H37ZM105 114H107V117H106V115ZM147 114V115H146ZM156 114L158 115V117L156 116ZM162 114H165V115H162ZM176 114V115H175ZM184 116H183V115ZM5 115V116H4ZM14 115V116H13ZM15 115H16V117H15ZM71 115V116H70ZM78 115V116H77ZM109 115V116H108ZM151 115V116H150ZM181 115V116H180ZM212 115V116H211ZM10 116V118H8ZM40 116V115H39ZM79 116H80V118H79ZM104 116V117H103ZM149 116H150V118H149ZM155 116V119L153 118ZM166 116H167V119H163V117H165L166 118ZM180 116V117H179ZM201 117V119H200V117ZM208 116V117H207ZM210 116V117H209ZM215 116V117H214ZM6 117V118H5ZM12 117V118H11ZM14 117V118H13ZM67 117V116H66ZM68 117V118H69ZM106 117V118H105ZM109 117V118H108ZM156 117H157V119H156ZM161 117V118H160ZM169 117L171 118V119H169ZM182 117H183V120H182ZM233 117V118H232ZM36 118H38V119H36ZM77 118V119H76ZM108 118V119H107ZM145 118V119H144ZM186 118V119H185ZM196 118H199V119H196ZM202 118H203V120H202ZM236 118V119H235ZM10 119V120H9ZM12 119H14V120H12ZM17 119V120H16ZM161 119L163 120V121H161ZM231 119V120H230ZM238 119V120H237ZM36 120H38L39 122H37ZM108 120V121H107ZM145 120V121H144ZM159 120L161 121V122H159ZM168 120V121H167ZM189 120H190V123H189ZM204 120H205V122H204ZM233 120V121H232ZM5 121V122H4ZM12 121V122H11ZM15 121H16V123H15ZM18 121V122H17ZM157 123H156V122ZM184 121L186 122L185 124H184ZM195 121H196V123L197 124H194L195 123ZM236 121H237V124L239 125H236L235 126V124H236ZM14 122V123H13ZM33 122H35V123H33ZM41 122V123H40ZM77 122V123H76ZM201 123V126H198V125H200V123ZM202 122H204V123H202ZM231 122H232V124H231ZM233 122H234V124H233ZM45 123V122H44ZM158 123L160 124V126L158 125ZM187 123H188V125H187ZM192 123V124H191ZM199 123V124H198ZM206 123V124H205ZM241 125H240V124ZM18 126H17V125ZM33 124V125H32ZM35 124V125H34ZM48 125V127H49V124L48 123H45L44 125L42 124L40 127H43V128H47V125ZM158 126H157V125ZM162 124V125H161ZM191 124V125H190ZM203 124H204V126H203ZM33 127H32V126ZM37 125V126H36ZM192 125H193V129H192ZM21 126V127H20ZM35 126V127H34ZM79 127L81 126V125H78ZM76 127V128H79V127ZM187 126H190V128H188ZM196 126V127H195ZM206 126V127H205ZM233 126V127H232ZM234 126H235V128H237V129H235L234 128ZM30 127H32V129H31V131H30ZM155 127H157V128H155ZM201 127V128H200ZM205 129H204V128ZM240 127V128H239ZM241 127H242V129H241ZM25 128V129H24ZM34 128V129H33ZM195 128H197V131L195 130ZM199 128V129H198ZM232 128H233V130H232ZM191 129V130H190ZM240 131H239V130ZM158 130V131H157ZM190 130V131H189ZM199 130V131H198ZM201 130V131H200ZM206 130H208V132L205 131ZM30 131V132H29ZM164 131V132H163ZM202 131H204L203 133H202ZM234 131H235V133H234ZM239 131V132H238ZM243 131V132H242ZM28 132V133H27ZM32 132V133H31ZM164 133V135H163V133ZM189 132V133H188ZM190 132H191V136H190ZM195 132V133H194ZM196 132H198V134L196 133ZM233 132V133H232ZM160 133V134H159ZM208 133V134H207ZM237 133H239L238 135H237ZM196 134H197V136H199V137H196ZM233 134V135H232ZM234 134H235V137H234ZM240 134H241V137L242 138H240V140L239 139H237V138H239V137H237V136H240ZM29 135V136H28ZM30 135H31V137H30ZM161 135H163V137L161 136ZM208 135H209V137H208ZM215 135V136H214ZM237 135V136H236ZM243 135V136H242ZM202 136H203V139H202ZM207 136V137H206ZM166 137V138H165ZM195 137V138H194ZM210 137H212V138H210ZM214 137V138H213ZM220 137V138H219ZM233 137L235 138V139H233ZM237 137V138H236ZM5 138V139H4ZM205 140V139H208V141L207 140H205L204 142L201 140ZM163 139L165 140V141H163ZM193 139V140H192ZM198 139V140H197ZM209 139H211V140H209ZM200 140H201V142H200ZM221 140H223V141H221ZM234 140V141H233ZM243 140V141H242ZM247 140V141H246ZM166 141H167V143H166ZM233 141V142H232ZM235 141H239V145H240V142L242 143L240 146L235 142ZM29 142H31V143H29ZM164 142H165V144H164ZM169 142V143H168ZM207 142H209V143H207ZM226 142H228V143H226ZM232 142V143H231ZM201 144V145H199V144ZM217 145H216V144ZM224 143V144H223ZM230 143V144H229ZM237 145H236V144ZM198 144V145H197ZM219 144V145H218ZM233 144H234V146L235 147H232L233 146ZM245 144V145H244ZM30 145L32 146L31 147V149H30ZM169 145L170 146H172V147H169ZM203 145V146H202ZM205 145V146H204ZM213 145V146H212ZM263 145V146H262ZM168 146V147H167ZM208 147V149H211V153H210V151L206 148L205 149V147ZM214 146H218L217 148L216 147H214ZM237 146H239V147H237ZM243 146V147H242ZM248 146V147H247ZM258 146V147H257ZM166 147H167V149H166ZM173 147H174V149H175V152H174V149H173ZM259 147V148H260ZM170 148H172L173 149V152L170 150ZM200 148V149H199ZM234 148H236V150H234ZM240 148H243V150L242 149H240ZM248 150H246V149ZM254 148V151L253 150H251V151H253V152H257V151H260V149L259 150H257V149H255ZM169 149V150H168ZM213 149V150H212ZM263 149V148H262ZM215 150V151H214ZM219 150V151H218ZM256 150V151H255ZM169 151H171V152H169ZM213 151V152H212ZM218 151V152H217ZM234 151V152H233ZM244 151V152H243ZM27 153H29V155L27 154ZM210 153V154H209ZM214 154V155H216V156H214L213 155V158H211V154ZM217 153V154H216ZM235 153V154H234ZM217 155H219V156H217ZM26 156H29L28 158L26 157ZM77 156H79V155H76L75 156V158H73L72 160H76V161H74L73 162V164L75 165L76 164V166H74V165H72V164H68V162H70V158L68 159H66L65 157H56V156H54V157H49L50 159H48V163H49V166H48V164H47V166L48 167H46L47 168V170L48 171H46V172H48V176H47V179H46V181L47 180H49V178H50V181H52L53 179V183L52 182H47V184L49 183H51L49 186H50V188L51 189H53V190H55L56 188L55 187H57V189L58 188H60V190H62V188H63V190L62 191H65V190H67V188H71L69 191L71 192V190H72V192H71V194L70 193H68V190L67 191H65V192H67L69 195H75V196H79L78 197V199H77V197H75L76 199H77V201H82L83 199H85L86 197H84V196H87V194H88V196H90L91 194H93L92 193V191L94 190L95 192L96 191H98V192H100V190L101 191H104L103 189H108V187L106 188V186H107V184H103V185H101V183L99 184V183H97L94 179V175H92L91 176V174H92V171H90V168L91 167H93L91 164H88V165H84L83 166V164H82V162L80 161L81 159V157L79 156V157H77ZM219 157V158H218ZM26 158V159H25ZM209 158H210V160H209ZM219 159V161H218V159ZM51 159H54V160H51ZM55 159L57 160V161H61V162H57V161H55ZM59 159V160H58ZM60 159H62V160H60ZM63 159H65L64 161H63ZM79 159V160H78ZM215 159H217L216 160V164H215V162L213 163L212 161H214ZM27 160V161H26ZM78 160V161H77ZM54 162V164H52L53 162ZM64 163H63V162ZM67 162V163H66ZM75 162H78V163H75ZM79 162H81L80 163V165H79ZM177 162H178V164H181L180 166L181 167H179V165L177 166ZM208 162H211V163H208ZM23 163H25L24 164V166L22 165ZM56 163V164H55ZM62 163V164H61ZM66 163V164H65ZM213 163V164H212ZM217 163H219V164H217ZM27 164V165H26ZM51 164V165H50ZM57 164L58 165H61V166H58L57 167ZM64 164V165H63ZM62 165H63V167H65V169H63V170H65V172L62 170ZM72 166V168L74 167V168H77V170L75 171V170H73L71 167H68L67 168V166ZM78 165V166H77ZM90 165V166H89ZM213 165V166H212ZM216 165V167H217V169H216V167H214ZM54 167V169L56 170H58V172H57V170H56V173H55V170H53V169H51V168H53ZM82 166V167H81ZM88 166V167H87ZM212 166V167H211ZM23 167V168H22ZM57 167V168H56ZM61 167V168H60ZM213 167H214V169H213ZM51 170H50V169ZM67 168V169H66ZM70 168V169H69ZM81 169V171H82V173H79V172H81L80 171V169ZM82 168H84L83 170H82ZM88 168V169H87ZM180 168V169H179ZM211 169V171H210V169ZM68 169H69V172L71 171V169H72V171L75 173L74 174V176H73V172L70 174V175H68ZM87 169V170H86ZM92 169V168H91ZM208 169V170H207ZM215 169H216V171H215ZM22 170V171H21ZM49 170H50V172H49ZM60 170V171H59ZM85 170V171H84ZM88 170L90 171L89 172V175L88 176H86V174L85 173H88ZM176 170V171H175ZM178 170H179V172H178ZM53 171H54V173H55V175L53 174ZM63 171V172H62ZM77 171H79V172H77ZM85 173H84V172ZM210 171V172H209ZM218 171V172H217ZM66 172H68V173H66ZM176 172V173H175ZM211 172H212V174H211ZM215 172V173H214ZM24 173V174H23ZM50 173H52V175L54 176V178H53V176L50 174ZM63 173V174H62ZM174 173V174H173ZM214 173V174H213ZM218 173V174H217ZM58 174H59V177H58ZM65 174V175H64ZM79 174H81V176H79V178H78V175ZM83 174V175H82ZM179 174V175H178ZM215 174H217L216 176H215ZM69 177H67V176ZM85 175V176H84ZM178 175V178L176 177V176ZM213 175V176H212ZM219 175V176H218ZM56 176V177H55ZM64 176H66V177H64ZM70 176H73V177H70ZM82 176H83V178H82ZM176 177V178H173V177ZM214 176L216 177V178H214ZM23 177V179H21ZM59 179H58V178ZM93 178L92 180H91V178L90 179H85V178ZM220 179H222V180H220ZM52 178V179H51ZM63 179L64 178V180H62V181H60L61 179ZM71 178V180H72V178H73V183H72V181L71 180H69ZM76 178H78V179H76ZM229 178H231L232 180H231V183H230V179ZM81 179H82V181L84 180V182H82L81 181ZM212 179V180H211ZM216 179V180H215ZM217 179H218V182H217ZM229 179V180H228ZM20 180H22V181H20ZM56 180V181H55ZM67 180H68V182H67ZM85 180H90L89 181V183H88V185H86L87 184V182L88 181H85ZM177 180V182H175ZM179 180V181H178ZM214 180V181H213ZM224 180V181H223ZM58 181L61 183L60 185L59 184H56V182L58 183ZM64 181H66L65 183L67 184L68 183V185L69 186H67V188L65 189L63 186H65L64 185ZM93 181V183L94 184H92V187H90L91 186V182ZM95 181V182H94ZM221 181V182H220ZM22 182V183H21ZM105 182V181H104ZM215 182V183H214ZM216 182H217V184H216ZM219 182H220V184H219ZM223 182L225 183H228V184H226L225 183V187H226V190L225 191H223L225 188H224V184H223ZM55 183V187H54V184ZM106 183V182H105ZM169 183V185L171 186V184ZM176 183V184H175ZM235 183H236V181H235ZM21 184V185H20ZM22 184H23V186H22ZM63 184V185H62ZM98 184V185H97ZM219 184V185H218ZM222 184H223V186H222ZM62 185V186H61ZM83 185H84V190H83ZM86 185V186H85ZM90 185V186H89ZM99 186V187H97V189H95V187L96 186ZM224 188H221V190H222V192H221V190H220V187L221 186ZM232 185H234V182L232 183ZM236 185V184H235ZM235 185H234V187H235ZM20 186H22V188H20ZM65 186V187H66ZM88 186H89V188H88ZM95 186V187H94ZM124 186V185H123ZM122 185L119 187H117V189L118 190H116L114 187L112 188V190H116L115 192L113 191L112 192V190H111V188H109V190H105V192H106V194H105V192H103V193H101L102 195V197H100V200H101V202L99 201V205L97 206L98 208H96L97 210H98V212H97V210H95V208H91L90 210H88V212H89V214L91 215V213H93L92 215H94V216H90V215H86L87 217H86V219L84 220V217H85V215L83 214V212H82V210L80 209V207H79V205L78 204H76V205H78V206H73L75 209H73V211L72 212H74L75 213V215H73V218H75V219H73V223H74V220L75 221H77V222H75L76 223V225L78 224H80V221H81V223L83 222L84 224L86 223V225H84L83 223H82V225L80 224V226H82V228L80 227L79 228V226L77 225H75L76 226V230L75 229H73V231L75 232H78V234L80 235V236H78L77 235V233H75L74 234V232H73V234H72V232L70 233V234H68V235H70L69 237L67 236V237H65V240H67V243H70V240L71 239H69V241H68V239L67 238H74V239H76L78 242H76V240H71L72 242L70 243V244H72V246H73V250H74V252L75 251H78L79 250V252H78V255L76 254L77 252H75V254L77 255V257L75 258V256H74V254H73V259L75 260L76 259V261L77 262H75V264L77 263V264H79V263H81V264H88V262L90 263V264H113V261L114 262H116L117 261V263H114V264H118V262L119 261H121V263L120 264H122V258L121 257H123L122 255H123V253H124V251L123 250H125V249H123V248H126V245L127 246H129V245H131V244H133L135 241L136 242H138L139 244H143V242L144 241H146V242H148L149 240H151L152 241V238H153V236L155 235V233H153V232H149L150 234H148V232H147V234L148 235H151L152 237L150 238V236L147 238L146 237V235L147 234H139V235H132V232L130 231L131 230V218H129V217H131V215H130V213H126V210H128L127 209V207H126V203L128 202V200L129 199H126V193H127V190L126 189H124L125 187H123ZM218 186V187H217ZM229 186V187H228ZM62 187V188H61ZM94 187V188H93ZM116 187V186H115ZM121 187H122V190L120 191V189H121ZM19 188L21 189V191L19 190ZM24 188V189H23ZM74 188V189H73ZM85 188H87V189H85ZM56 189V190H57ZM89 189H92V190H89ZM100 189V190H99ZM20 192H19V191ZM59 190V189H58ZM85 190H86V192H85ZM87 190H89V191H87ZM126 190V191H125ZM235 190H236V187H235ZM74 191L76 192V193H78L77 195H76V193L75 194H72V193H74ZM84 191V192H83ZM93 191V192H94ZM110 191H111V193H110ZM126 193H125V192ZM218 191H220L219 193H218ZM17 192V193H16ZM22 192H23V194H22ZM82 192V193H81ZM88 192H90V194L88 193ZM121 192V193H120ZM123 192V193H122ZM175 192V193H174ZM225 192H227V193H225ZM241 192V191H240ZM86 194V195H83V194ZM179 195L178 197H177V194ZM214 193V194H213ZM217 193H218V195H217ZM229 193V194H228ZM21 196L20 198H19V196ZM82 194V195H81ZM114 194V195H113ZM116 194H117V196H116ZM123 194V195H122ZM175 194H176V196H175ZM216 194V195H215ZM221 194H223V195H221ZM225 194H227L226 195V197H224L225 196ZM22 195H23V197H22ZM25 195V196H26ZM107 195V196H106ZM112 195V196H111ZM120 195H122V196H120ZM221 195V196H220ZM242 195V196H241ZM248 195V194H247ZM18 196V197H17ZM83 196V197H82ZM92 196V195H91ZM109 196L111 197V199H112V197H113V199H112V203H111V200L109 199ZM74 197V196H73ZM82 197V198H81ZM121 197H123V198H121ZM175 197H177V198H175ZM220 198V197H222V198H224V199H222V198H220L219 199V202L222 204L223 202L222 201H220L221 199L222 200H224V205L222 206V205H220L219 204V202H218V205H217V201H218V199L217 198ZM241 197H242V199H241ZM244 197V198H243ZM103 198V199H102ZM107 198V199H106ZM124 198H125V200H127V202H125V200H124ZM80 199V200H79ZM118 199H120V201H119V203H121L120 205L118 204ZM124 200V201H122V200ZM227 199V200H226ZM238 199H240V201L238 200ZM105 201V203H103L104 201ZM115 202H117V204H115L114 203V201ZM217 200V201H216ZM234 201V202H233ZM178 202V203H177ZM225 202H226V204H225ZM238 202V204H240V205H236V203ZM79 203V202H78ZM102 203V204H101ZM123 203H125V205L123 204ZM234 203V204H233ZM14 204V205H13ZM80 204V203H79ZM108 204H109V206H108ZM114 206V209L112 210V205ZM13 205V206H12ZM102 205V206H101ZM116 205H117V207H116ZM120 206V208H119V206ZM123 205L126 207V208H124L123 207ZM174 205V206H173ZM227 205V206H226ZM11 206V207H10ZM9 207V208H8ZM13 207V208H12ZM100 207V208H99ZM103 207V208H102ZM105 207V208H104ZM111 208V210H109L110 208ZM174 207V208H173ZM217 207V208H216ZM218 207H221V209L220 208H218ZM225 207V208H224ZM236 207V208H237ZM11 208V209H10ZM77 208V209H76ZM79 208V209H78ZM108 208V209H107ZM121 208H123V209H121ZM7 209H9V210H7ZM104 209V210H103ZM122 211H121V210ZM216 209H217V211H216ZM76 210V211H75ZM79 210V211H78ZM81 210V211H80ZM95 210V211H94ZM103 210V211H102ZM125 212H124V211ZM220 210V211H219ZM224 210V211H223ZM94 211V212H93ZM105 211H107V212H105ZM82 214H81V213ZM100 212V213H99ZM128 212V211H127ZM176 212V213H175ZM228 212V211H227ZM73 213V214H74ZM95 213V214H94ZM226 214L227 216H225L224 214ZM86 214V213H85ZM96 214H98L97 216H96ZM172 214V215H171ZM175 216H174V215ZM6 215V216H5ZM79 217H78V216ZM83 215V216H82ZM130 215V216H129ZM219 215V216H218ZM75 216V217H74ZM90 216V217H89ZM97 218H96V217ZM108 216V217H107ZM223 216L224 217H226V220H227V222H226V220H225V218L223 219ZM8 217V218H7ZM77 217V218H76ZM83 217V218H82ZM92 217H94V219L92 218ZM176 217V218H175ZM80 218H82V219H80ZM8 219V220H7ZM127 219V220H126ZM130 219V220H129ZM174 219H175V221H174ZM177 219V220H176ZM225 221L226 223H224L223 221ZM80 220V221H79ZM93 220V221H92ZM95 220V221H94ZM128 220L130 221V222H128ZM221 220V221H220ZM11 221V220H10ZM87 221H89L88 223H87ZM178 221V222H177ZM94 223V225L93 226H91L93 223ZM126 222H128V225H127V223ZM221 222V223H220ZM91 223V224H90ZM219 223H220V225H219ZM222 223H224V224H222ZM129 224H130V227H129ZM222 224V225H221ZM229 224V227L230 228H228V226H225V225H228ZM83 225L85 226V227H83ZM90 226L88 229H87V227L88 226ZM98 225V226H97ZM126 225V226H125ZM12 226H14L15 227V225L13 224ZM87 226V227H86ZM95 226V227H94ZM226 227V229H225V227ZM11 227V228H10ZM77 227L79 228V230H80V232H79V230H77ZM97 227V228H96ZM128 227V228H127ZM220 227H221V230H218V228L220 229ZM84 228V229H83ZM87 229V231H85L86 229ZM92 228H94V229H92ZM203 228V229H202ZM12 229H13V231H12ZM15 229V230H14ZM84 231H83V230ZM92 229V230H91ZM129 229V230H128ZM181 229V230H180ZM228 229V232L227 231H225L224 233L222 232V230L224 231V230H227ZM10 230V231H9ZM82 230V231H81ZM90 230L92 231V232H90ZM95 230V231H94ZM127 230H128V232L130 231L131 232V234H128V232H127ZM175 230V231H176ZM13 233H12V232ZM84 232V233H83ZM88 232V233H87ZM96 232V233H95ZM129 232V233H130ZM221 232H222V234L223 235H220L221 234ZM92 233H94L95 234V236H94V234H92ZM226 233H229V235L228 234H226ZM9 234V235H8ZM11 234H13V236L11 235ZM86 235V234H89L90 236H88V235H86V236H84V235ZM152 234H154V235H152ZM181 234V235H180ZM224 234H226L225 236H224ZM93 235V236H92ZM122 235V236H121ZM124 235H126V236H124ZM129 235V236H128ZM132 235V237H130ZM147 235V236H148ZM5 236V237H4ZM13 238H12V237ZM74 236V237H73ZM77 236V237H76ZM83 236V239L81 238ZM124 236V237H123ZM135 236V237H134ZM139 237L140 236V238L142 239H144L145 237L147 238V239H144L143 240V242H139L140 240H138V239H136V237ZM145 236V237H144ZM218 236H220V238H221V236H222V239H220V238H218ZM78 237L80 238V239H78ZM85 237V238H84ZM92 237V238H91ZM127 237H130L129 239L127 238ZM137 237V238H138ZM227 237V238H226ZM91 238V239H90ZM133 238H135L134 240H133ZM139 238V239H140ZM150 238V239H149ZM7 239V240H6ZM11 239V240H10ZM85 239V240H84ZM127 239H128V241H127ZM132 239V240H131ZM219 239V241H221L220 243H221V245H220V243L217 241ZM228 241H227V240ZM5 240V241H4ZM79 240H80V242H79ZM83 240V241H82ZM87 240V241H86ZM92 240V241H91ZM124 240V241H123ZM8 241V242H7ZM10 241V242H9ZM74 241V242H73ZM123 241V242H122ZM127 241V242H126ZM142 241V240H141ZM82 242V243H81ZM86 242V243H85ZM93 242V243H92ZM223 242H225V246H224V243ZM8 243V244H7ZM74 243H79V245L78 246H75V245H77V244H74ZM81 243V244H80ZM123 243V244H122ZM126 243V244H125ZM130 243V244H129ZM145 243V242H144ZM209 243V244H208ZM69 244V246L71 247V245ZM74 244V245H73ZM88 244V245H87ZM90 244V245H89ZM188 244V245H187ZM201 244H202V246H201ZM87 245V246H86ZM122 245H124L123 247H122ZM81 246H82V248H81ZM90 246V247H89ZM193 246H194V248H193ZM204 246V247H203ZM222 247V248H224V249H222L220 252L218 251V247ZM77 248V249H75V248ZM79 247V248H78ZM88 247V248H87ZM207 247H209V248H207ZM220 247H219V249H220ZM85 248V249H84ZM90 248H91V250H90ZM94 248V249H93ZM201 248V249H200ZM203 248V249H202ZM11 249V248H10ZM81 249V250H80ZM89 249V250H88ZM121 249H123V250H121ZM198 249V250H197ZM213 249V250H212ZM93 250V251H92ZM207 250V251H206ZM211 250V251H210ZM217 250V252H215L214 253V251H216ZM87 251H89L88 252V254H87ZM91 251H92V253H91ZM223 251V254L221 253ZM73 252V253H74ZM209 254H207V253ZM210 252H212V256H213V258H212V256L210 255L211 253ZM91 253V254H90ZM201 253H203V254H201ZM224 253H225V255H224ZM9 254V255H8ZM83 254V255H82ZM201 254V255H200ZM208 256H210V257H207V255ZM81 255V256H80ZM94 255V256H93ZM189 255V256H190ZM223 257H222V256ZM87 258H86V257ZM91 256H92V258H91ZM120 256V257H119ZM204 256V257H203ZM206 256V257H205ZM216 256H217V258H216ZM83 257H84V259H83ZM196 257V258H195ZM199 257V258H198ZM215 257V258H214ZM219 257H221V258H219ZM8 258V259H7ZM81 258V259H80ZM90 260H89V259ZM114 258V259H113ZM120 258V259H119ZM208 259L209 258V260L210 261H208V260H206V259ZM210 258H212V259H210ZM224 258H227V259H224ZM10 259V260H9ZM80 259V260H79ZM111 259V260H110ZM201 259V260H200ZM203 259V260H202ZM214 259H217V260H215V261H213ZM222 259V260H221ZM11 261V262H9V261ZM83 260V261H82ZM85 260V261H84ZM205 260V261H204ZM81 261V262H80ZM93 261V262H92ZM192 261V262H191ZM211 261H213V262H211ZM85 262V263H84ZM200 262V263H199ZM208 262V263H207ZM224 262V263H223ZM74 263V262H73ZM218 263V264H219ZM220 263V264H221Z\"/></svg>",
    "mask_w": 264,
    "mask_h": 264
}]
</instances>
